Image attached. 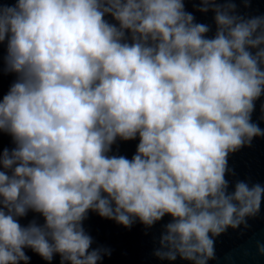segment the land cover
<instances>
[{
    "label": "clouds",
    "instance_id": "obj_1",
    "mask_svg": "<svg viewBox=\"0 0 264 264\" xmlns=\"http://www.w3.org/2000/svg\"><path fill=\"white\" fill-rule=\"evenodd\" d=\"M210 8L212 37L183 0L0 3L4 71L16 77L0 100V132L15 145L0 154V264H28L24 249L98 264L89 210L124 226L168 215L156 255L207 264L210 234L259 212L264 187L229 192L225 173L230 152L264 136L251 123L264 15L203 0ZM137 137L131 159L109 155L117 138ZM29 211L44 223L22 226Z\"/></svg>",
    "mask_w": 264,
    "mask_h": 264
},
{
    "label": "water",
    "instance_id": "obj_2",
    "mask_svg": "<svg viewBox=\"0 0 264 264\" xmlns=\"http://www.w3.org/2000/svg\"><path fill=\"white\" fill-rule=\"evenodd\" d=\"M246 2L249 5L247 7ZM0 3L12 5L16 0H0ZM183 3L185 11L193 15L194 23L208 26L210 31L206 35L214 36L215 11L211 8L207 12L200 11L203 0H183ZM216 3L220 5L233 3L236 5V14L246 18L264 15V0H216ZM107 19L116 23L111 17ZM5 55L6 47L0 44V100L16 79L15 74L4 71ZM251 123L264 132V94L254 101ZM138 143V137L129 141L117 138L109 155L131 159L136 153ZM14 146L11 136L0 132V154L4 148L11 149ZM225 179L229 185V192L235 190L238 182H244L249 187L257 184L264 187V136H255L250 143L228 154ZM171 219L166 215L151 226L136 219L130 226H124L114 219L102 217L97 212L89 210L82 226L92 240L89 250H102L98 264H193L192 261L180 256L175 260H169L156 255L162 250L160 241ZM33 220L39 224L44 223L43 217L33 211L20 218L19 223L27 226ZM245 221L246 224L242 223L236 228L229 226L219 235L210 234L214 241V255L207 260V264H264V253H260L258 248L259 244H264V196L259 212L255 216L246 217ZM24 251L30 258L28 264H61L59 254L54 255L53 260L49 262L31 249Z\"/></svg>",
    "mask_w": 264,
    "mask_h": 264
}]
</instances>
